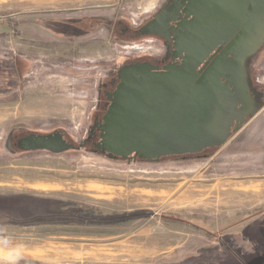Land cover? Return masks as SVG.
I'll return each instance as SVG.
<instances>
[{
    "label": "rangeland",
    "instance_id": "obj_1",
    "mask_svg": "<svg viewBox=\"0 0 264 264\" xmlns=\"http://www.w3.org/2000/svg\"><path fill=\"white\" fill-rule=\"evenodd\" d=\"M164 1L0 0V264L264 257V46L247 61L258 110L221 151L144 162L79 148L93 133L99 82L119 78L132 56L162 49L150 37L112 39L106 24L90 23L117 19L138 30ZM76 20L94 34L75 38ZM62 21L68 39L50 32ZM55 131L77 149L26 152L11 142ZM76 211L110 222L68 217Z\"/></svg>",
    "mask_w": 264,
    "mask_h": 264
},
{
    "label": "water",
    "instance_id": "obj_2",
    "mask_svg": "<svg viewBox=\"0 0 264 264\" xmlns=\"http://www.w3.org/2000/svg\"><path fill=\"white\" fill-rule=\"evenodd\" d=\"M195 1L202 19L181 26L185 41L175 45L174 55L180 63H136L119 71L120 83L108 94L111 104L95 126L96 151L145 162L202 155L223 147L256 114L247 61L264 46V0ZM161 22L148 23L139 35L162 36ZM222 44V55L199 69ZM17 146L52 154L77 149L62 131L28 134Z\"/></svg>",
    "mask_w": 264,
    "mask_h": 264
},
{
    "label": "flooded vegetation",
    "instance_id": "obj_3",
    "mask_svg": "<svg viewBox=\"0 0 264 264\" xmlns=\"http://www.w3.org/2000/svg\"><path fill=\"white\" fill-rule=\"evenodd\" d=\"M160 7H163V8L160 9L157 12V14H154L150 18L146 19L145 23L138 29V34H139L140 29L143 26L147 25L148 23H150L154 20L163 21V22H161V24H162L161 27L158 28V30L162 34V36H152V35L151 36H145V37L153 38V40L156 42V45L162 49L160 51H158L157 54H151L150 53V55H147V56H145V55L132 56L129 63H127L124 66L132 65V64H136V63H149L155 67L162 68V67H164L170 63H180L181 62V60L179 58H174L175 51H176L175 45L178 44V46H179V45H181L180 41H181V43H183L185 41L184 35L186 34V31L183 30L181 26L183 24H187V23L192 22V21L201 20L202 17H201V15H199V13L202 10L200 9V5L197 4L195 0L191 4L189 2H187V0H168L165 2L164 5H162ZM187 12H190L191 16H188ZM96 21H98V20L93 19V22H96ZM82 22H81V20L75 21L76 24H81ZM63 23L65 25H63ZM63 23H60V25H58V26H60V28H58V29L61 31V34L59 32H55L53 30H51L50 32L56 36H62L64 38L68 39L69 38L68 37L69 35L67 34V32L69 30L68 22H63ZM61 25H63V26H61ZM90 25H92V22L90 23ZM93 28H94L93 26H88L86 28L87 32L83 33L84 28L82 26H80L78 28L79 29L78 31L77 30L73 31V32H71V34H74L73 36L75 38H77V37L82 38L84 36L92 34L94 32V31H92ZM56 31H58V30H56ZM74 32H76V33H74ZM226 48H227V45H223V44L217 46L210 53L209 57L206 58V60L204 61V63L201 65V67L199 69L204 67V65L206 63H211L214 59L221 56L222 53L226 50ZM248 68H247V73L249 76ZM119 83H120V80L117 77V78H109L108 80H106L105 83L99 82V84H98V88H99L98 96L100 95V98L102 101L98 100L97 107L93 111V114L91 116V117H94L93 118L94 120H93V133H92L91 139L87 142V146H89V147L93 148L94 144L100 142V138H99L100 137V131H98V129H96L95 126L97 123H99L102 120L104 114L107 112V110L111 104L110 101L108 100V94L115 91V89ZM250 85H251L252 95L255 94L256 96H258L259 93L256 92L257 89L254 86L253 82H251V80H250ZM256 99H258V98L256 97ZM249 119L247 120V122L249 121ZM21 138H23V137H18V140H15V137H13L11 142L14 144V141L17 142ZM15 145L18 148L17 143H15ZM208 150H211V149H208ZM261 226H263V228H264V222L259 227H261ZM243 259L244 258H242L241 262H239L237 264H260V263L264 264V257L255 258V259L254 258L251 259V258L246 257L244 260ZM234 261L237 262L239 260L236 259ZM230 264H234V263H230Z\"/></svg>",
    "mask_w": 264,
    "mask_h": 264
},
{
    "label": "trees",
    "instance_id": "obj_4",
    "mask_svg": "<svg viewBox=\"0 0 264 264\" xmlns=\"http://www.w3.org/2000/svg\"><path fill=\"white\" fill-rule=\"evenodd\" d=\"M88 21H90V20H88ZM81 22H82L81 24H76L75 26H72L71 29L74 30V31H76V30L78 31L79 30L78 28L81 25L82 26H88V24H86V21L85 20H81ZM57 23H58V25H60L59 22H57ZM61 23H63V22H61ZM92 23L94 24V22H92ZM97 24L99 26L100 25H103V24H106L108 26V28L110 29V35H111L112 39L119 40L121 42L132 43V42H137V41L140 40V38H142V36L141 37L139 36L138 30H134L133 28H131L129 26V24L127 22H124L122 20H117L116 19L114 21H107V20H104V19L103 20L102 19H99ZM58 25L57 26L53 25L50 28H52L53 30L54 29L59 30L58 28H60V26H58ZM63 25H65V24L63 23ZM63 25H61V26H63ZM59 32H60V30H59ZM86 32L87 31L85 30L83 33H86ZM192 156H199V155L186 156L185 158L192 157ZM115 159L123 160V161L126 160V159H122V158H115ZM163 159H165V158H163ZM131 160L137 161V160H140V159L139 158H137V159H135V158L128 159V161H131ZM140 161H143V160H140ZM82 214L84 216H82ZM0 217H4L3 214H0ZM68 217H71V218L72 217H79L82 221H84V222L86 221L87 223L107 224L108 222H110V218L105 220L104 218H100V217H99V220L97 222H93L92 220L95 219L94 216L91 215V214L86 215L85 213H83V211H76L74 214H72V215H70ZM260 231L264 235V228H263V226L260 227ZM238 260H241V259H238Z\"/></svg>",
    "mask_w": 264,
    "mask_h": 264
},
{
    "label": "crops",
    "instance_id": "obj_5",
    "mask_svg": "<svg viewBox=\"0 0 264 264\" xmlns=\"http://www.w3.org/2000/svg\"><path fill=\"white\" fill-rule=\"evenodd\" d=\"M249 120H250V119H249ZM245 125H246V124H245ZM245 125H244V126H245ZM227 143H228V142H227ZM227 143H226V144H227ZM226 144H225V145H226ZM225 145H224L223 147H221L219 151H221V149L224 148ZM235 260H236V259H235ZM194 264H228V262L226 263V262H223L222 260L218 261V260L211 259L210 261H208V262H206V263L202 262V263H194Z\"/></svg>",
    "mask_w": 264,
    "mask_h": 264
}]
</instances>
